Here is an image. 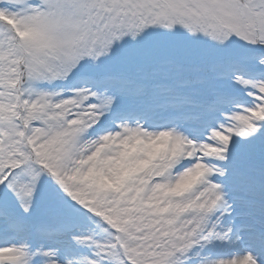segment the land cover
<instances>
[{
  "label": "snow or ice",
  "instance_id": "1",
  "mask_svg": "<svg viewBox=\"0 0 264 264\" xmlns=\"http://www.w3.org/2000/svg\"><path fill=\"white\" fill-rule=\"evenodd\" d=\"M0 264H264V0H0Z\"/></svg>",
  "mask_w": 264,
  "mask_h": 264
}]
</instances>
